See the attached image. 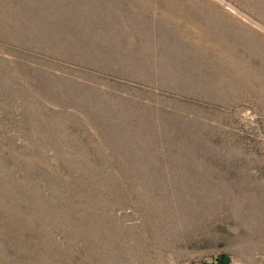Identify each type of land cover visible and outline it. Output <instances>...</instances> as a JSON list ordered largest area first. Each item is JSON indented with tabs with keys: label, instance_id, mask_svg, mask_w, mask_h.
Here are the masks:
<instances>
[{
	"label": "rangeland",
	"instance_id": "rangeland-1",
	"mask_svg": "<svg viewBox=\"0 0 264 264\" xmlns=\"http://www.w3.org/2000/svg\"><path fill=\"white\" fill-rule=\"evenodd\" d=\"M0 264H264V0H0Z\"/></svg>",
	"mask_w": 264,
	"mask_h": 264
}]
</instances>
